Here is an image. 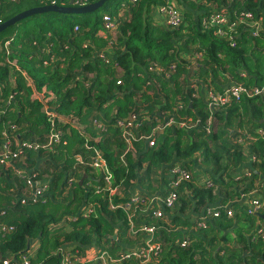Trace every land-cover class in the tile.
<instances>
[{
	"label": "trees",
	"instance_id": "trees-1",
	"mask_svg": "<svg viewBox=\"0 0 264 264\" xmlns=\"http://www.w3.org/2000/svg\"><path fill=\"white\" fill-rule=\"evenodd\" d=\"M97 1L0 0V23L32 7ZM171 1L182 15L175 27L154 15ZM233 84L247 93L209 107V91ZM262 86L264 0H107L0 31V146L20 151L0 164V264H64L70 253L80 257L71 264H102V251L117 259L106 264H142L118 261L146 237L130 223L154 228L158 253L144 264H264V92L254 93ZM96 154L116 188L112 202L138 196L126 211L97 191ZM174 166L189 178L174 185ZM29 175L47 188L21 202ZM170 189L177 199L166 207ZM252 198L260 207L250 213Z\"/></svg>",
	"mask_w": 264,
	"mask_h": 264
},
{
	"label": "built area",
	"instance_id": "built-area-1",
	"mask_svg": "<svg viewBox=\"0 0 264 264\" xmlns=\"http://www.w3.org/2000/svg\"><path fill=\"white\" fill-rule=\"evenodd\" d=\"M160 16L162 18V22L165 26L167 27H175L178 26L181 21H182V15L179 12V9L177 5L174 2H169L166 3L162 6L158 7ZM247 16H250V14H247ZM225 21L224 17L221 16H215L212 20V22L216 23H222ZM103 23H104V28L112 33L116 29V23L115 21L111 18L110 15H104L103 16ZM75 29H77L75 27ZM256 33V32H255ZM242 92L247 93V90L242 86V85H237L233 84L231 87H229L227 90L224 91L223 94H215L211 91L208 92L207 96V103L209 107H220L224 106L228 103L229 99L231 97L238 98ZM264 92V86L255 88L254 93L255 94H261ZM122 126H127L130 127L132 125L131 122H129L127 125ZM183 125V124H181ZM259 134L264 133V128L258 130ZM123 136L126 138L127 141L130 139H133L134 136L132 135L131 130L126 129L123 131ZM58 134L57 133H52L49 136V140H57L58 139ZM26 147H31L32 145L30 143H24L23 144ZM152 145V142L150 143ZM35 148L37 146H34ZM20 154V151L11 148L9 141H4L2 145L0 146V164H8L10 163L14 158L18 157ZM90 166H92L94 169L99 170L103 174V186L102 188H96L97 191L103 190L107 191L109 195V208L110 209H115V208H121L122 210L126 211L127 208H129L132 204L138 201V196L133 195L131 196L128 201L126 202H118V204H114L112 202L111 196L116 192V188H112L111 186V175L109 173V168L105 160L102 159L98 154L93 156V161L90 163ZM171 174L175 177L174 185H176L180 179H186L189 178V173L186 170H183L179 166H174L171 170ZM27 184L30 188L29 192L23 195L21 198V202H24L26 199H38L43 195L44 190H46V182H41V181H35L31 178V176H28ZM177 199V193L174 189H170L168 195L166 198L163 200L164 204L166 207H172ZM152 200H158L157 197H153ZM260 207V201L257 198H252L249 201V207L248 211L254 212ZM92 211L91 208L86 207L84 209V214L88 215ZM161 211L157 210L153 212L154 216H160ZM209 212L206 214L208 216ZM218 213H215L214 215H217ZM130 220V218H129ZM131 222V221H130ZM199 225L202 226L203 222H199ZM130 233L135 236L137 232H143L146 234V237L142 240V243L139 244H134L133 246L129 247L128 252L122 253V255L119 257V260H122L124 258L128 257H137L141 260V263H149L153 262L151 260V255H156L158 253L159 249V244L153 240V232L154 228L153 227H148V226H142L138 230L134 229L133 224L130 223ZM185 243V242H184ZM97 252V251H96ZM71 258H73L71 260ZM96 259L100 260L102 264H106V259L110 260L111 262H116L117 259H112L111 256L108 255L107 252L102 251L101 253H96ZM80 259L79 256H77L74 253L67 254L64 257V264H71L72 261H78ZM10 261L5 260L3 261V264H9ZM23 263L28 264V258L26 256L23 257ZM15 264V263H11Z\"/></svg>",
	"mask_w": 264,
	"mask_h": 264
},
{
	"label": "water",
	"instance_id": "water-1",
	"mask_svg": "<svg viewBox=\"0 0 264 264\" xmlns=\"http://www.w3.org/2000/svg\"><path fill=\"white\" fill-rule=\"evenodd\" d=\"M105 1H107V0H98L97 2L85 4V5H81V6H73V5H71V6H57V5L51 4V5L32 7V8L23 10V11L17 13L16 15L12 16L11 18L1 22L0 23V31L4 30L8 26L13 25V24L17 23L18 21H20V20H22L28 16L34 15V14L43 13V12H47V11H55V12H60V13H71V14L90 12V11H94L95 9L101 7ZM82 179L80 180V183L82 182Z\"/></svg>",
	"mask_w": 264,
	"mask_h": 264
},
{
	"label": "crops",
	"instance_id": "crops-1",
	"mask_svg": "<svg viewBox=\"0 0 264 264\" xmlns=\"http://www.w3.org/2000/svg\"><path fill=\"white\" fill-rule=\"evenodd\" d=\"M154 15L156 16L157 19H159L160 21H162V18L160 16V13H159V10H158V7H155L154 8Z\"/></svg>",
	"mask_w": 264,
	"mask_h": 264
}]
</instances>
